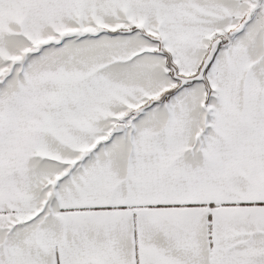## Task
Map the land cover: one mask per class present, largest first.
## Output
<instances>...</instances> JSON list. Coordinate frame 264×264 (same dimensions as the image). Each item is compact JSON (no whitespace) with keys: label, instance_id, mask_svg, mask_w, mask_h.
I'll use <instances>...</instances> for the list:
<instances>
[{"label":"snow or ice","instance_id":"1","mask_svg":"<svg viewBox=\"0 0 264 264\" xmlns=\"http://www.w3.org/2000/svg\"><path fill=\"white\" fill-rule=\"evenodd\" d=\"M0 264H264V0H0Z\"/></svg>","mask_w":264,"mask_h":264}]
</instances>
